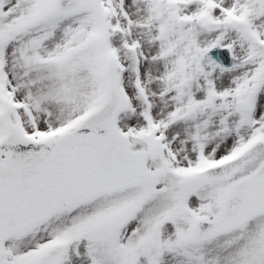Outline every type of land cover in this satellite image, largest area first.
Wrapping results in <instances>:
<instances>
[{
    "label": "snow or ice",
    "instance_id": "1",
    "mask_svg": "<svg viewBox=\"0 0 264 264\" xmlns=\"http://www.w3.org/2000/svg\"><path fill=\"white\" fill-rule=\"evenodd\" d=\"M0 264H264V0H0Z\"/></svg>",
    "mask_w": 264,
    "mask_h": 264
}]
</instances>
